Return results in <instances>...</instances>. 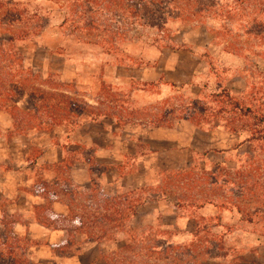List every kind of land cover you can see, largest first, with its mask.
Wrapping results in <instances>:
<instances>
[{"label":"trees","instance_id":"obj_1","mask_svg":"<svg viewBox=\"0 0 264 264\" xmlns=\"http://www.w3.org/2000/svg\"><path fill=\"white\" fill-rule=\"evenodd\" d=\"M50 1L60 9V26L68 32V38L101 46L108 54L117 53L130 39L133 24L155 28L159 33L151 39L161 47L166 45L162 42L170 37L174 27L203 26L212 44L221 45L249 67L257 65L258 59L264 60V0ZM109 15L122 19L126 26L113 29L106 21L101 24L102 18ZM43 19L41 13L27 10L21 3L0 0V32L6 35L0 38V108L10 112L16 132L51 129L63 124L74 129L86 121L103 118L114 119L121 125L137 123L155 127H173L176 119H186L200 128L222 126L237 137L246 134L232 150L243 142L264 139V112L256 111L251 103L244 104L226 87L211 93L208 103L190 97L184 104L171 105L174 97H167L155 105L137 106L132 95L134 90L101 82L91 102L77 92L73 83L61 81L55 74L44 77L39 70L25 64V56L17 46L18 42L43 32ZM156 85L142 82L141 87L131 88L150 91ZM209 152L204 151L201 157L206 158ZM74 162L75 159L67 157L56 166L59 175L54 181H40L33 190L45 199L44 204L35 206L36 219L67 233L59 247L61 253L79 248L82 243L122 241L114 264H159V259L165 261L163 264H170L169 260L177 264H214L211 259L225 252L223 233L215 231L219 223L202 215L195 217L190 238L184 242H175L173 237L177 233L170 230L133 228L131 222L139 207L157 195L165 196L164 189L151 192L149 187H139L110 193L94 178L88 187L76 185L69 177ZM106 167L97 160L91 161L93 174L103 173ZM235 168L223 163L208 169L193 164L166 171L163 176L165 185L169 183L181 192L176 198L178 207L199 210L210 204L238 209L234 198L220 193L219 185L220 178L232 174ZM224 181V185L230 183L227 178ZM55 201L65 203L67 212L55 215L52 211ZM10 241L18 242L7 240L1 245L0 241V251L8 253V258L15 255L13 250L18 252V248L8 246ZM146 241L152 243L143 247ZM138 247L146 252L136 263L133 257L140 255Z\"/></svg>","mask_w":264,"mask_h":264},{"label":"rangeland","instance_id":"obj_2","mask_svg":"<svg viewBox=\"0 0 264 264\" xmlns=\"http://www.w3.org/2000/svg\"><path fill=\"white\" fill-rule=\"evenodd\" d=\"M9 1L21 3L27 10H36L45 18L40 35L17 43L25 54L26 64L37 67L44 77L55 74L65 82L73 83L77 92L91 102L101 82L134 90L132 95L137 106L155 105L167 97H174L171 105L184 104L190 97L208 103L211 93L226 87L244 104L251 103L256 111L264 112V60L258 59L257 65L249 67L243 59L226 52L221 45L212 44L211 36L203 26L174 27L170 37L162 42L166 45L161 47L151 39L159 33L155 28L133 24L130 26V39L117 53L108 54L101 46L68 38V32L60 26L62 14L55 2ZM104 21L113 29L126 26L122 19L114 15L102 18L101 24ZM4 36L0 32V38ZM161 74L163 76L159 78ZM142 82L157 85L150 91L132 89L141 87ZM105 120L110 125L109 118ZM115 128V133L134 138L138 154L145 157L138 161V157L133 158L127 152L119 159L100 158L99 163L123 164L121 172L126 175L130 172H137L136 176L145 175L147 181L143 186L151 188V192L161 187L166 192L165 196L157 195L139 210L138 216L131 222L133 228L170 230L177 233L173 237L175 242H184L190 238L195 217L202 215L219 223L215 231L223 233L225 240L226 250L211 259L214 264H264V139H252L243 142L237 150L217 153L211 150L229 149L238 139L242 141L246 134L237 137L222 126L200 128L186 119H176L171 128L137 123H128L118 130ZM107 142L102 141V146L115 145ZM15 145L9 140L0 148L3 154L13 159L17 155ZM208 149L211 152L206 158L201 157ZM151 150L153 153H150ZM219 163L236 167L232 174L220 178L219 185L220 193L234 198L239 208H221L210 204L199 210L178 207L176 198L181 192L169 183L165 185L163 174L193 164L208 169ZM4 167H12V162L5 163ZM226 178L230 183L224 185ZM107 188L110 189L109 186ZM9 209L5 214L7 222L16 217L10 216ZM151 243L146 241L142 246ZM29 244L25 239L16 243L10 241L8 246L18 248V252L13 250L15 255L8 258V253L0 251V264H71L66 261V256L75 250L77 254L72 258L73 264H114L115 253L120 250L122 241L82 243L79 248L63 252V257L54 261L32 257L30 260L23 253ZM60 246L53 250L61 254ZM143 247H138L140 255L133 257L136 263L144 258L146 251ZM158 263L165 261L159 259ZM169 263L178 262L169 260Z\"/></svg>","mask_w":264,"mask_h":264},{"label":"crops","instance_id":"obj_3","mask_svg":"<svg viewBox=\"0 0 264 264\" xmlns=\"http://www.w3.org/2000/svg\"><path fill=\"white\" fill-rule=\"evenodd\" d=\"M32 67L39 70L35 66ZM162 76L163 74L159 78H162ZM59 79L64 81L61 78ZM105 119L107 118L97 121H86L74 129L63 124L54 126L51 129H31L26 133H19L13 127V119L10 112L0 108V145H4L11 140V142L16 143L15 150L17 151V155H14L12 159L9 155L3 154V149L0 148L1 245H4L7 240L19 241V239H25L30 244L23 253L27 254L29 259L31 257L35 259L50 258L54 261L63 257L62 253H58L53 248L63 244L67 233L63 229L48 227L36 219L35 206L44 204L45 199L35 194L33 190L35 184L40 181H54L59 175L55 170L56 166L67 159V157L75 159L74 165L69 170V177L76 185L88 187L94 178L110 193H120L129 189L145 187L143 185L147 181L146 176L140 174L136 176L135 173L137 172L124 174L121 172L123 164L104 163L103 165L107 166L106 170L103 173L96 174V177L95 173L91 172V161L97 160L99 162L100 158L119 159L120 156L123 157L127 152L133 158L138 157V161L143 160L145 157L142 154H138L134 138H126L113 131V128L117 127L114 130H118L127 124L121 125L114 119L109 118V125ZM102 141H110V143L115 145L110 144L104 147L101 144ZM130 143L131 148L126 147ZM233 147L234 145L226 150L221 149L222 151L217 153L231 152L239 148L232 150ZM32 152L33 155L31 156ZM150 153H153V151L151 150ZM11 162L12 167H4L5 163ZM127 178L128 180H126ZM147 202L139 207L138 213ZM8 207L10 208V216H16L10 222L5 220ZM67 209V205L62 201L52 203V211L55 215L66 213ZM33 242L34 244H32ZM76 252V250L70 252L66 256V261H70L73 264L72 258L76 256Z\"/></svg>","mask_w":264,"mask_h":264}]
</instances>
